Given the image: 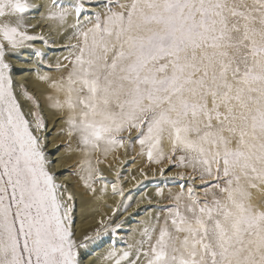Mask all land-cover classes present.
Returning <instances> with one entry per match:
<instances>
[{
	"label": "snow or ice",
	"instance_id": "6c2138e0",
	"mask_svg": "<svg viewBox=\"0 0 264 264\" xmlns=\"http://www.w3.org/2000/svg\"><path fill=\"white\" fill-rule=\"evenodd\" d=\"M34 7L0 0V264H83L101 236L77 238V194L53 171L46 108L94 197L108 188L94 186L105 179L97 154L138 144L149 163L190 169L140 238L102 264H264V0H50L44 18L66 55L36 70L45 103L11 60L25 48L44 56ZM112 193L124 196L116 182Z\"/></svg>",
	"mask_w": 264,
	"mask_h": 264
},
{
	"label": "bare ground",
	"instance_id": "6f19581e",
	"mask_svg": "<svg viewBox=\"0 0 264 264\" xmlns=\"http://www.w3.org/2000/svg\"><path fill=\"white\" fill-rule=\"evenodd\" d=\"M29 3L36 6L30 9L26 14L29 17V22L36 25V27L32 29V33L44 35L46 39L49 40V44L47 45L59 46L61 42L56 32V22L44 18L48 11L50 0H29ZM66 4L72 5L73 2L69 1ZM72 20L73 18L70 17L69 23H71ZM53 40L56 42L53 43ZM36 45L37 46L34 45L36 49H40V51L46 54L54 52L43 43ZM62 55H66V53L57 51L55 55L51 56L49 62L55 64L57 59L61 58ZM13 57L15 60H12V58L11 60L14 65V70H19L16 74L23 73L15 77L17 82L25 85L30 93H33L40 99L41 103H45L43 94L46 85L38 79L37 71L24 73L32 71L33 67L38 65L39 57L34 55V51L31 48L22 49ZM42 70L39 69L40 73H45ZM45 112L48 119V127H52V130L57 127L53 136L47 138V151L49 158L53 161V171L57 174L59 181L68 182L70 187H72L77 194L78 203L75 213V231L77 238L82 239L85 234L95 237L96 230H101V236L99 238L87 242L88 246L80 250V259L83 261V264H102V256L110 248H113L116 242L120 245L127 236V231H130V229L132 230L130 235H128L129 243L140 238L139 230L143 227L142 222L147 220L151 214L155 212L154 210H150L148 213L146 212V215H142L141 217L140 212L138 213L140 209L147 205L151 208L154 202L166 203L170 191L160 189L163 191V195L158 196V189L148 180L162 176L160 173L161 167H164L163 174L167 173L168 167L153 164L150 166V169L147 170L148 166L143 161H138L131 165L129 164L130 168L126 171L127 177L126 179H122V184H120L117 181V173L120 174L121 170L126 165L130 148L118 149L115 153L108 154L107 157H104L102 154H97L100 155V158L104 161L99 165V168L100 172L105 175V179L103 181H97L94 186L98 190V195L99 190L105 183L108 184V188L102 198L94 197L84 188L83 181L80 180L79 176L73 174V169L78 159L77 154L69 155L65 153L64 148L58 149L63 145L66 137L58 134L59 125L56 126V116L47 108ZM93 163H95V158H93ZM66 172H71V174L66 175ZM175 173L177 172L167 173V175L172 176L175 175ZM133 177H135V179H133ZM113 182L118 183V186L123 188V197L112 193ZM142 183L145 184H143V188H138ZM149 199L151 200V204H149ZM125 206H127L126 210ZM138 216L141 217V224H136L135 222V217ZM101 221H103V224H101ZM117 224L120 225L119 228L116 227ZM120 249L122 248H118L117 250Z\"/></svg>",
	"mask_w": 264,
	"mask_h": 264
},
{
	"label": "rangeland",
	"instance_id": "374dc122",
	"mask_svg": "<svg viewBox=\"0 0 264 264\" xmlns=\"http://www.w3.org/2000/svg\"><path fill=\"white\" fill-rule=\"evenodd\" d=\"M69 1L71 2H75V0H60V3L66 7H71L72 5H69V4H66L68 3ZM40 15V14H39ZM32 16V14H31ZM39 43H43V42H39V40H37L34 45L37 46L36 44H39ZM48 48L52 49L54 52L51 53V54H46L45 52L41 51L44 53V56L43 58H39L38 59V65L34 66L33 67V70L32 71H29V72H24V73H31V72H35L38 68L39 69H43L42 71L43 72H49L50 69L48 68V64H51L49 61H50V58L51 56L55 55L58 52H62L61 49H60V45L59 46H54V45H46ZM35 48V47H34ZM33 51L34 49L31 48ZM66 53V52H65ZM12 60H15L14 57H11ZM16 72H19L14 70V73L16 74ZM23 73H20V74H16V76H20L22 75ZM25 86V85H24ZM26 87V86H25ZM27 88V87H26ZM33 94V93H32ZM36 96V95H35ZM46 113V112H45ZM44 113V114H45ZM46 115V114H45ZM48 121V119H47ZM56 126H57V123H56ZM55 129H57V127H55ZM55 129L52 130V127H48V134H47V138H51L55 132ZM61 148H64L63 146H60L58 149H61ZM128 147H126L125 149H127ZM140 152V148H139V145L136 144V145H133L132 147H130L129 149V154H128V161L126 162V165L123 167V169L121 170L120 174H119V179H117V181L122 184V179H126V171L130 168V165L131 164H134L135 162H138V161H143L144 163H146V165L148 166L147 167V170L150 169V166L155 164V163H149L147 161V158L146 156H142L139 154ZM130 164V165H129ZM185 172V176H184V179L181 180L178 176H177V173H175V175H172V176H168L167 173H171V172ZM188 172H190V169L189 170H186V169H182V168H177V167H168V170H167V173L163 174L162 176H159L157 178H154V179H150L148 181L152 182L154 187H156L157 189H166V190H169L170 191V194L172 193H175L177 192L179 189H180V185L185 183V182H188ZM68 174H71V172H66V175ZM105 177V175H103ZM198 183V182H197ZM143 184H140L138 186V188H143ZM145 185V184H144ZM170 194L167 196V199H166V203H152V207L150 208V206H145L144 208L140 209L138 211V213L140 212V216L142 217V215H146L150 210L151 211H156V209L158 207H161V206H164V205H168L170 203ZM77 200H76V205H77ZM154 207V208H153ZM147 209V210H146ZM77 211V206L75 208V211H74V223H75V213ZM147 212V213H146ZM138 216V217H135V222L136 224H141V217ZM131 229L130 231H127V236L123 239V241L121 242V244H117V242L114 244V248L115 247H118V248H125L126 247V243H129L128 242V235H130L131 233ZM116 248V249H118Z\"/></svg>",
	"mask_w": 264,
	"mask_h": 264
}]
</instances>
